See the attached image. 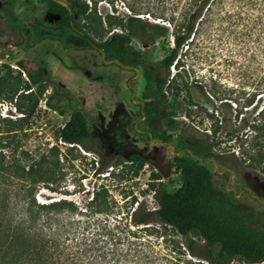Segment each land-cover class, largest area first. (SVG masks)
Here are the masks:
<instances>
[{
    "label": "rangeland",
    "instance_id": "1",
    "mask_svg": "<svg viewBox=\"0 0 264 264\" xmlns=\"http://www.w3.org/2000/svg\"><path fill=\"white\" fill-rule=\"evenodd\" d=\"M91 1L95 12L91 13L93 22L89 23L96 31L90 36L97 42L101 35L105 36L99 20L105 28L106 17L113 24V31H119L115 24L132 16L171 29L184 24L193 10L188 5L189 0ZM0 8L12 10L17 17L16 23L28 29L43 10L37 0H0ZM58 25L54 15L46 14L43 28L46 38L32 48L24 49L16 46L24 44L23 35L14 34L0 16V66L9 64L15 76L18 60L30 69L41 65L50 84L33 87L37 104L31 117L23 122L17 121L22 113L15 106L16 96L9 100L4 93L0 95V157L3 164L16 167L20 173L44 156L48 162H54V165L48 163L53 182L36 185V202L66 199L74 204L76 210L70 215L74 220H80L81 227L85 220L94 225V222L106 219L111 224L119 222L125 231L131 197L148 209L156 207L151 194L145 191L150 173L156 170L150 164L152 144L145 135L140 136L139 131L153 130L172 136L169 147L156 145L160 148L159 154L168 162V165L162 164L164 174H160V182L169 190L180 184L178 171L172 165L173 155L186 156V152H190L187 146L191 145L192 136H209V141L216 143L212 151L223 157L219 162H205L213 172L214 185L233 193L240 207L252 211L264 227V191L258 187V184L264 187V164L254 163L244 153L254 143L251 137L254 133L250 134L248 126L254 122L260 128L264 126V0H214L197 27L189 50L181 54L184 68L174 78L170 90L167 89L169 81L164 82V72H153V89L162 88L167 98L165 110L173 112L174 128L159 113L150 121L140 116L144 86L140 68H119L112 61H104L97 49L82 46L68 29L60 33ZM144 44H148L147 59L155 62L172 46V37L160 38L154 44L131 39V46L141 51ZM4 72V67H0V76ZM175 72L171 66L169 80ZM21 77L26 80L24 73ZM198 84L205 85L204 94L198 91ZM175 86L179 88L177 93ZM53 87H60L64 94L61 101L52 100V104L61 106L62 113L45 104ZM252 94L255 95L252 105L245 107V99ZM32 101L33 98L29 103ZM29 103L25 101V104ZM74 110L82 111L89 126L92 136L87 142L89 149L65 144L57 137V131ZM238 112L242 114L236 117ZM241 116L243 121H240ZM212 128L218 130L215 135ZM179 138L185 145L180 148L182 151ZM134 153H139L146 161L136 176L128 161V156ZM100 157L119 161V165L97 173L96 161ZM13 176L14 173L6 177L0 188L6 190L11 202L15 203L11 212L20 215L24 201L17 190L29 181ZM100 186L108 190L109 201L114 206L112 212L95 213L87 209L80 215ZM58 216L62 218L67 214ZM136 228L129 226L142 241L148 242L144 249L151 253L149 264H197L198 260L186 249L184 238L169 226L153 222L148 228ZM192 237L200 243L194 235ZM232 264L241 262L234 260Z\"/></svg>",
    "mask_w": 264,
    "mask_h": 264
},
{
    "label": "trees",
    "instance_id": "2",
    "mask_svg": "<svg viewBox=\"0 0 264 264\" xmlns=\"http://www.w3.org/2000/svg\"><path fill=\"white\" fill-rule=\"evenodd\" d=\"M37 2L43 10L40 16L33 19L31 29L17 24V17L12 10L0 8V16L5 19L10 30L14 34H22L25 39L24 44L18 43L17 47L30 49L45 39L43 35L45 15H54L59 21L60 33L66 29L70 30L75 40L82 46L97 49L104 61H112L113 65L119 68L132 70L140 68L144 80L142 103L139 105L140 116L144 117L145 121H150L159 113V116L167 119L173 128L176 127V122L172 120L173 112L165 110L167 98L162 88L153 89V72L157 70L164 72V82L169 81L167 89L170 90L174 78L179 76L184 68L183 62L180 61L181 54L189 50L197 27L214 0H189L188 5L193 10L186 22L171 29L164 24L149 23L132 16L124 22L115 24L119 31H113V24L108 20L109 17H106L105 28L99 20L101 31L105 33V36L101 35L99 42L90 36L96 31L90 24L93 22L91 13L95 12L91 0H37ZM82 19L87 20V23L84 21L80 24L79 21ZM169 35L172 37V46L155 62L147 59L148 44H144L143 51L131 46L132 38L154 44L158 39ZM102 65L105 66L104 63ZM171 66L176 72L169 80ZM0 67H4L5 70L0 76V95L4 93L9 100L16 96L15 106L18 112L22 113L17 121H27L37 104L32 92L33 87L50 85L46 71L41 65L34 69L26 68L21 60L16 61L18 72L15 76L12 75L9 64L4 63ZM21 73L25 74L26 80L22 79ZM262 81L264 83V77ZM196 87L204 94L205 85L198 84ZM174 90L177 93L179 88L175 86ZM63 95L60 87H53L45 100L46 106L62 113L61 106L52 104V100L56 98L57 101H61ZM254 96L252 94L245 99V107L252 105ZM32 98L33 101L29 103ZM25 101L29 104H25ZM239 114L242 113H236V117ZM242 117L240 121H243ZM217 131V128H212V134L215 135ZM248 131L250 134L254 133V136H251L254 143L244 153L254 163L264 164V126L261 125L260 128L254 122L248 126ZM150 132L152 138L171 142L170 135L159 134L153 130ZM57 137L65 144L89 149L87 142L92 140V136L82 111L74 110L70 113L68 120L57 131ZM209 139H211L209 136L203 138L192 136L191 145L187 146L190 152H186V156L173 155L172 165L178 171L180 179L176 189L169 190L159 181L160 174L155 171L150 173V182L145 191L151 194L156 207L148 209L135 197H131L129 200L131 211L128 215L129 221L126 220L124 224L125 231H122L119 222L111 224L106 219L96 221L94 225L85 220L81 227L80 220H74L70 215L76 210L74 204L66 199L47 203L36 202L34 199L36 185L53 182L51 165L48 163L54 165V162L52 160L48 162L47 157L39 158L31 163L27 170L23 168L20 173L16 167L3 164L0 157L2 181L0 183L5 182L13 173L15 174L13 177L27 178L29 181L19 186L17 190L18 194L21 192V199L24 201L20 215L11 212L15 203L9 199L8 192L0 188V264H149L151 253L148 254L144 249L148 242L142 241L129 226L145 229L153 222H158L164 227L169 226L181 235L190 256L198 260L197 264H232L234 260L241 264L264 263V227L258 223L252 211L240 207L233 193L214 185L213 172L205 162L210 160L219 162L223 157L212 151L216 143ZM178 144L179 149L185 148L181 138ZM251 151L253 153H250ZM128 161L134 176L146 164L144 159L136 155L131 156ZM96 164L97 173L101 174L109 166L119 165V161L100 157ZM109 197L107 188L100 186L86 204V209L79 214L84 215L87 209L95 213L112 212L114 206L110 203ZM60 213H66L67 216L59 218ZM139 226L143 227L138 228ZM192 235L200 243L196 242Z\"/></svg>",
    "mask_w": 264,
    "mask_h": 264
},
{
    "label": "flooded vegetation",
    "instance_id": "3",
    "mask_svg": "<svg viewBox=\"0 0 264 264\" xmlns=\"http://www.w3.org/2000/svg\"><path fill=\"white\" fill-rule=\"evenodd\" d=\"M144 120H145V118H144ZM139 134L147 136L149 142H151V144H152L151 154H152L153 159L151 160L150 164L156 168L155 172H157L158 174H164L163 170H162V164L165 162V158L163 155L159 154L160 148L158 149V147L156 145L169 147L170 143L165 142L163 139L152 138V134L149 131H139ZM152 140H154V142H152ZM180 151H182V149H180ZM134 155L141 157L139 153H134V154H130L128 156V158H130L131 156H134ZM165 164L168 165V162H165ZM258 187L262 188L264 191V187H262L260 184H258Z\"/></svg>",
    "mask_w": 264,
    "mask_h": 264
},
{
    "label": "water",
    "instance_id": "4",
    "mask_svg": "<svg viewBox=\"0 0 264 264\" xmlns=\"http://www.w3.org/2000/svg\"><path fill=\"white\" fill-rule=\"evenodd\" d=\"M63 6H66V4L65 3H62V2H60Z\"/></svg>",
    "mask_w": 264,
    "mask_h": 264
},
{
    "label": "built area",
    "instance_id": "5",
    "mask_svg": "<svg viewBox=\"0 0 264 264\" xmlns=\"http://www.w3.org/2000/svg\"><path fill=\"white\" fill-rule=\"evenodd\" d=\"M136 204V203H135Z\"/></svg>",
    "mask_w": 264,
    "mask_h": 264
}]
</instances>
